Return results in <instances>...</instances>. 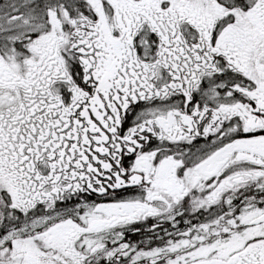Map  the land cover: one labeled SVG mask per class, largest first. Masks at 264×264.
<instances>
[{
    "label": "snow or ice",
    "instance_id": "6c2138e0",
    "mask_svg": "<svg viewBox=\"0 0 264 264\" xmlns=\"http://www.w3.org/2000/svg\"><path fill=\"white\" fill-rule=\"evenodd\" d=\"M0 264H264V0H0Z\"/></svg>",
    "mask_w": 264,
    "mask_h": 264
}]
</instances>
